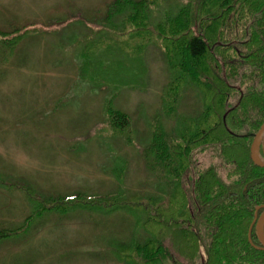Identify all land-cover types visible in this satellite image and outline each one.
<instances>
[{
  "label": "rangeland",
  "instance_id": "obj_1",
  "mask_svg": "<svg viewBox=\"0 0 264 264\" xmlns=\"http://www.w3.org/2000/svg\"><path fill=\"white\" fill-rule=\"evenodd\" d=\"M115 1L0 0V231L29 224L0 239V264H132L131 251H118L150 237L145 217L126 210H50L30 221L52 198L164 195L142 154L156 119L168 130L175 125L163 114L171 73L160 47L137 49L142 40L122 28L123 17L107 22ZM184 3L160 0L151 23ZM86 36L95 45L93 62L107 71L90 66L82 73ZM118 69L129 72L124 85L114 77ZM117 92L113 107L131 117L132 144L108 127L107 104ZM201 109L197 91L186 89L179 115ZM186 179L190 197L191 171ZM170 246L162 264H190Z\"/></svg>",
  "mask_w": 264,
  "mask_h": 264
},
{
  "label": "trees",
  "instance_id": "obj_2",
  "mask_svg": "<svg viewBox=\"0 0 264 264\" xmlns=\"http://www.w3.org/2000/svg\"><path fill=\"white\" fill-rule=\"evenodd\" d=\"M159 6L160 0H116L106 21L123 17L122 28L129 29L132 39L142 40L137 49L160 47L171 73L163 114L175 125L168 130L156 119L142 154L164 195L52 198L38 204L30 221L50 210H126L145 217L140 222L150 235L145 243L118 251H131L132 264L164 263L172 257L170 244L190 264H264L256 226L250 240L256 209L264 206V168L252 160L253 143L264 126V0H185L172 11L175 15L169 13L153 25L152 11ZM92 41L85 37L82 73L90 66L98 73L107 71L103 63L99 67L93 62ZM127 73L118 69V85H124ZM190 87L202 109L181 116L178 110ZM118 94L107 104L108 127L132 144L131 117L113 107ZM259 153L264 162V137ZM190 171L194 180L189 197ZM28 228L0 231V239Z\"/></svg>",
  "mask_w": 264,
  "mask_h": 264
},
{
  "label": "water",
  "instance_id": "obj_3",
  "mask_svg": "<svg viewBox=\"0 0 264 264\" xmlns=\"http://www.w3.org/2000/svg\"><path fill=\"white\" fill-rule=\"evenodd\" d=\"M263 137H264V126L258 133L253 143V146H252V160L257 166L262 167V168H264V162L260 159L259 151H260V146H261ZM261 210H263V212L261 215H259V212ZM255 226H256V234L261 244L260 249L264 250V206L256 209L255 221L250 229V240H251L252 230Z\"/></svg>",
  "mask_w": 264,
  "mask_h": 264
}]
</instances>
